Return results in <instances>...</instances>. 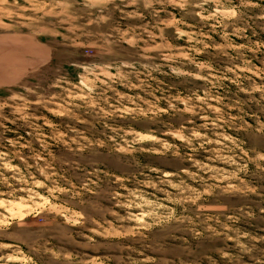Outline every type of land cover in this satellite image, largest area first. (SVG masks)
Masks as SVG:
<instances>
[{
	"label": "rangeland",
	"instance_id": "374dc122",
	"mask_svg": "<svg viewBox=\"0 0 264 264\" xmlns=\"http://www.w3.org/2000/svg\"><path fill=\"white\" fill-rule=\"evenodd\" d=\"M0 264H264V0H0Z\"/></svg>",
	"mask_w": 264,
	"mask_h": 264
}]
</instances>
